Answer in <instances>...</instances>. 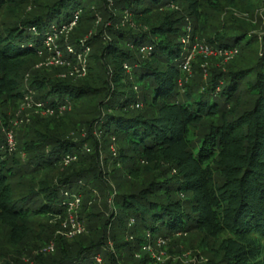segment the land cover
Segmentation results:
<instances>
[{
  "label": "trees",
  "instance_id": "16d2710c",
  "mask_svg": "<svg viewBox=\"0 0 264 264\" xmlns=\"http://www.w3.org/2000/svg\"><path fill=\"white\" fill-rule=\"evenodd\" d=\"M261 1L0 0L2 126L28 87L31 107L51 111L23 126L13 152L0 136V264H94L97 254L104 264L135 263L148 237L193 235L200 264H264V31L248 36V22L231 12ZM77 11L71 45L92 34L86 74L74 79L41 60L46 35ZM186 21L190 42L197 34L236 53L226 62L214 55L217 68L192 65L196 75L181 85ZM80 52L64 58L73 66ZM103 188L112 195L103 222L72 238L59 233L64 192L90 198Z\"/></svg>",
  "mask_w": 264,
  "mask_h": 264
},
{
  "label": "rangeland",
  "instance_id": "374dc122",
  "mask_svg": "<svg viewBox=\"0 0 264 264\" xmlns=\"http://www.w3.org/2000/svg\"><path fill=\"white\" fill-rule=\"evenodd\" d=\"M87 11H88V6L85 7V14L84 16L81 18L80 21V25L81 27L87 29L88 26V21L85 20V17L88 16L87 15ZM232 17H235L236 19L239 20H245L246 23L248 22V24L246 25V28L248 30V36H255V35H259L260 33H263L264 31V0H262L260 3H258V6L255 7L254 10H252L251 12H245L243 9H231ZM226 17V16H223ZM5 20V15L3 14L2 16H0V22ZM191 21H186V24L189 25L191 27ZM71 32V30H70ZM69 32V33H70ZM91 32H86L85 34H83L82 38H81V43L78 46H81V49H83L84 47H88L89 50L87 52L83 53V58H86L90 52H91V48L90 45L85 43L86 40H89L91 37ZM65 41V38H62ZM60 37L56 40V43H58V47L61 48V51L59 53V55H63L66 54V50H65V43L64 44H60L61 40ZM67 41L70 42V35L67 36ZM203 39H200V37L196 34L194 42L198 43V44H205V42H203ZM188 45V44H186ZM77 44L72 45V47H78ZM83 46V47H82ZM48 52V51H47ZM43 56V55H42ZM48 56L44 55L43 59L41 60L43 63L44 61H47L46 58ZM203 59H202V58ZM218 57L214 56V55H208V56H204L200 53L196 52L194 53V56L192 58L191 61V66L194 65L195 67H201L204 66L206 64L207 67L212 66V67H220L221 62L217 60ZM87 63V61H86ZM90 64H92V61H90ZM223 67L221 68L222 70H226L225 69V64H222ZM225 65V66H224ZM192 67L190 70V74L187 75L186 73H180V80H181V85L184 83H190V81L192 80L191 78L193 77V73L192 72ZM206 74V75H204ZM203 74V79H207L209 72H204ZM196 75V74H195ZM75 76V75H74ZM196 77V76H195ZM82 77H78L75 76L74 79H79ZM194 79V78H193ZM28 87V86H27ZM31 91L28 93V97L30 98L29 100L32 102L35 101V92L28 87ZM37 116H42V114L40 112H36L35 109H33V107H27V106H22L17 108L16 110H12V111H8L7 112V125L2 126V121H1V115H0V136L2 137L4 135V137L6 136L8 131H13L14 133V141H15V148L13 150H8L10 152H13L16 148H17V140L18 137L21 135V131H23L24 129V125H28L31 123V119L33 117H37ZM21 119V122H18V124L16 126L13 125V122L15 120H19ZM6 139V138H5ZM9 152V153H10ZM104 157L107 158V150H104ZM112 183V184H111ZM114 185L116 186L114 180H110L109 181V185ZM106 192L107 189L103 188L101 189V191H93V193H91L89 196L90 198H86L84 195H80L81 198V204L80 207L78 208L77 211V216L79 221L84 224L86 226L87 229V225L98 222V223H102L104 220V215L106 214V206L105 204L107 203V207H112V203L110 202L112 200V195L111 196H107L106 197ZM98 213H100L101 215H99ZM95 214H98V216H95ZM91 218L93 219V221H89L91 220ZM89 219V220H88ZM118 222V221H117ZM115 222L114 223V229H116L115 227L118 225V223ZM50 225H57L54 224L52 221H49ZM90 226V225H89ZM92 228L93 226L96 225H91ZM130 225H127V227H129ZM98 227L100 228V225H98ZM97 227V228H98ZM119 228H117L118 230ZM114 231H110L109 234L107 233L106 236L108 237V244L109 246H114L116 245V243H119L118 238H116V241L114 243L113 239H112V233ZM119 232V231H118ZM116 231V235L119 234V236H121V233H118ZM6 237V232L2 230H0V245L4 242L3 241V237ZM133 236L130 234H124V239L131 241L132 243L134 242L133 239H131ZM147 243L144 245L146 247H148V249L146 247H142L141 250L143 251H135L133 252V258H135V263L130 260L127 261L130 264H138V262L140 261V258H143L144 254H146L145 252H150L153 251L157 254L160 255L161 257V261L160 262H155L153 260H151L148 257H146L147 262H145L144 264H200L202 262L205 261V257L206 255H203L200 248L198 247V242H197V237L195 235L188 237H181V238H177V237H167V239L158 237L157 239H150L149 237L147 238ZM160 243L159 245H157V243ZM123 247V246H122ZM146 248V249H145ZM1 249V248H0ZM118 251V255H124V257L127 258V254L132 252L127 249L124 248L122 249L121 247L117 250ZM145 251V252H144ZM148 252V254H149ZM98 257L100 254H97ZM25 255H23V259L24 261L26 260ZM125 258V259H126ZM149 258V259H148ZM127 263V264H128ZM101 264V262H100ZM102 264H104V262L102 261ZM121 264H124L123 262H121ZM142 264V263H141Z\"/></svg>",
  "mask_w": 264,
  "mask_h": 264
},
{
  "label": "built area",
  "instance_id": "2783aa9c",
  "mask_svg": "<svg viewBox=\"0 0 264 264\" xmlns=\"http://www.w3.org/2000/svg\"><path fill=\"white\" fill-rule=\"evenodd\" d=\"M78 15H79V11L75 12L71 20L68 23L62 24L59 27H54L52 31H50L46 35L43 41V44L46 47L49 55L46 58L47 61H44L42 64L45 66L47 65L61 66V67L67 66L70 69L69 70L70 75L83 77L86 74V58H83L82 56L84 52H87L89 50V48L84 47L83 49H81L80 53L78 54L76 53L77 61L73 66H71L69 61H67V59L64 58L63 53L62 55H59L61 48H59L58 43H56V40L60 36H64L65 37L64 47H65L66 53H69V54L75 53V47H72V45L68 43L67 35L70 32V30L75 26ZM190 31H191V27L187 25L186 36L185 38H182L181 40L184 46V51H185V55L180 63V68L183 72L190 73L191 61H192V58L196 50L198 53L204 56H208V55L221 56L223 57V60L225 62L228 61L236 53L235 49L230 50V51L213 50L209 48L206 44H198L197 42L196 43L190 42L189 40ZM149 49H150L149 47H142L141 51H149ZM28 96H29L28 94L25 96L24 102L20 107L22 106L31 107L32 106V103L29 100L30 98ZM38 106H40V104H38ZM38 112H40L41 114H47V113H50L51 111L50 110H44V111L39 110ZM18 122H21V119L15 120L13 122V125L16 126ZM5 138H6L5 147L7 148V150H10V151L13 150L15 148L13 131H8ZM64 197L66 198L67 216L64 218V221L62 223L63 230H61V232L59 233H61L66 238H72L76 235L83 234L86 232V226L79 221L78 216H77V211L81 204V198L79 194H76L70 191L64 192ZM159 244L160 243L158 242L157 245ZM52 248H53V244L50 243L45 249L50 251L52 250ZM146 248L148 249V247ZM149 254H150V257L153 258L157 262H160L162 260L160 255L153 251H150ZM100 262L102 264V260L99 257H97L94 264H100Z\"/></svg>",
  "mask_w": 264,
  "mask_h": 264
}]
</instances>
